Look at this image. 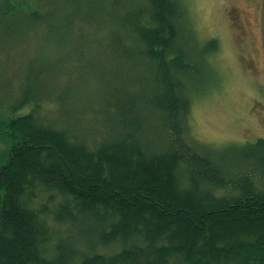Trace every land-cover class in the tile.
<instances>
[{
    "label": "trees",
    "instance_id": "16d2710c",
    "mask_svg": "<svg viewBox=\"0 0 264 264\" xmlns=\"http://www.w3.org/2000/svg\"><path fill=\"white\" fill-rule=\"evenodd\" d=\"M104 3L118 57L145 73L117 68L76 130L43 123L39 100L7 103L0 264H264V138L220 154L185 139L192 78L217 41L197 43L178 0ZM46 7L0 0V26L46 24ZM38 192L53 209L34 207Z\"/></svg>",
    "mask_w": 264,
    "mask_h": 264
},
{
    "label": "rangeland",
    "instance_id": "374dc122",
    "mask_svg": "<svg viewBox=\"0 0 264 264\" xmlns=\"http://www.w3.org/2000/svg\"><path fill=\"white\" fill-rule=\"evenodd\" d=\"M51 1L41 12H54L46 24L44 19L36 27L25 21L0 26V115L8 113L9 102H24L25 113L39 100L36 114L43 123L61 120L76 130L87 122L81 111L93 105L90 98L102 93L117 68L121 75L126 68L137 76L145 70L134 66L135 59L118 57L110 36L114 11L104 0ZM178 2L197 43L217 41L204 58L209 71L201 64L204 70L190 80L198 94L191 100L185 139L220 154L264 138V0ZM4 146L0 140V152ZM51 199L38 192L34 207L53 209ZM48 219L51 230L64 234L65 227Z\"/></svg>",
    "mask_w": 264,
    "mask_h": 264
}]
</instances>
